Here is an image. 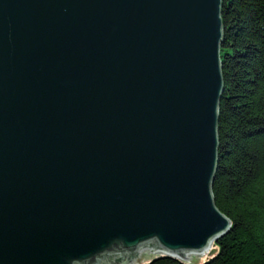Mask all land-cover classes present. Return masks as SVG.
<instances>
[{
	"label": "water",
	"instance_id": "water-1",
	"mask_svg": "<svg viewBox=\"0 0 264 264\" xmlns=\"http://www.w3.org/2000/svg\"><path fill=\"white\" fill-rule=\"evenodd\" d=\"M223 0H0V264H199Z\"/></svg>",
	"mask_w": 264,
	"mask_h": 264
},
{
	"label": "trees",
	"instance_id": "trees-1",
	"mask_svg": "<svg viewBox=\"0 0 264 264\" xmlns=\"http://www.w3.org/2000/svg\"><path fill=\"white\" fill-rule=\"evenodd\" d=\"M215 203L231 228L200 264H264V0H223ZM144 264H191L153 256Z\"/></svg>",
	"mask_w": 264,
	"mask_h": 264
},
{
	"label": "rangeland",
	"instance_id": "rangeland-1",
	"mask_svg": "<svg viewBox=\"0 0 264 264\" xmlns=\"http://www.w3.org/2000/svg\"><path fill=\"white\" fill-rule=\"evenodd\" d=\"M208 256H209V253H207V254H200L199 264H200L201 262H204ZM146 261H147V260H143V264H144ZM191 264H196V263H191Z\"/></svg>",
	"mask_w": 264,
	"mask_h": 264
}]
</instances>
